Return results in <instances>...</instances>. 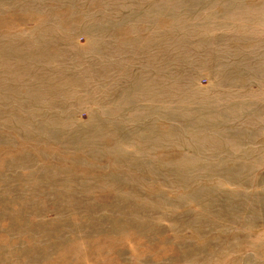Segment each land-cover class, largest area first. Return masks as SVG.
I'll return each mask as SVG.
<instances>
[{
	"label": "rangeland",
	"instance_id": "374dc122",
	"mask_svg": "<svg viewBox=\"0 0 264 264\" xmlns=\"http://www.w3.org/2000/svg\"><path fill=\"white\" fill-rule=\"evenodd\" d=\"M0 264H264V0H0Z\"/></svg>",
	"mask_w": 264,
	"mask_h": 264
}]
</instances>
